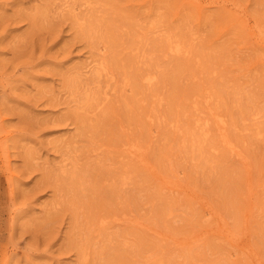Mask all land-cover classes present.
<instances>
[{
  "label": "rangeland",
  "instance_id": "374dc122",
  "mask_svg": "<svg viewBox=\"0 0 264 264\" xmlns=\"http://www.w3.org/2000/svg\"><path fill=\"white\" fill-rule=\"evenodd\" d=\"M155 263L264 264V0H0V264Z\"/></svg>",
  "mask_w": 264,
  "mask_h": 264
},
{
  "label": "bare ground",
  "instance_id": "6f19581e",
  "mask_svg": "<svg viewBox=\"0 0 264 264\" xmlns=\"http://www.w3.org/2000/svg\"><path fill=\"white\" fill-rule=\"evenodd\" d=\"M232 4V3H231ZM236 4V3H235ZM240 12V11H239ZM146 79V78H145ZM149 83V82H148ZM141 148V147H140ZM140 151V150H139ZM138 152V151H137ZM155 264H161V263H155Z\"/></svg>",
  "mask_w": 264,
  "mask_h": 264
}]
</instances>
